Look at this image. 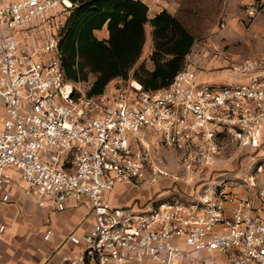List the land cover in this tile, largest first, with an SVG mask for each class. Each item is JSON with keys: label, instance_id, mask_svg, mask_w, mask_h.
I'll return each instance as SVG.
<instances>
[{"label": "built area", "instance_id": "1", "mask_svg": "<svg viewBox=\"0 0 264 264\" xmlns=\"http://www.w3.org/2000/svg\"><path fill=\"white\" fill-rule=\"evenodd\" d=\"M59 7L65 16L72 4L0 0L1 200L10 202L9 188L18 186L40 207L64 211L71 199L87 207L95 222L83 239L84 264H177L200 252L224 255L228 264H264V188L258 205L232 191L257 189L264 173V68L216 84L186 65L158 91L130 78L99 97H77L61 69ZM262 14L264 0L247 4L248 24ZM159 147L174 150L186 183L202 192L189 201L114 206L118 186L167 177ZM237 156L248 159L244 168L219 166Z\"/></svg>", "mask_w": 264, "mask_h": 264}, {"label": "trees", "instance_id": "2", "mask_svg": "<svg viewBox=\"0 0 264 264\" xmlns=\"http://www.w3.org/2000/svg\"><path fill=\"white\" fill-rule=\"evenodd\" d=\"M69 15L60 31L59 55L64 79L87 83V98L104 94L115 79H135L147 91L167 88L186 67L196 37L181 18L167 10L149 19V6L142 0H68ZM153 27L151 61L135 68L146 42V25ZM107 27L109 37L96 32ZM80 97V94H77Z\"/></svg>", "mask_w": 264, "mask_h": 264}, {"label": "crops", "instance_id": "3", "mask_svg": "<svg viewBox=\"0 0 264 264\" xmlns=\"http://www.w3.org/2000/svg\"><path fill=\"white\" fill-rule=\"evenodd\" d=\"M142 1L149 6V19H154L164 10L174 16L180 13L181 4L175 3V0H164L155 4H151L148 0ZM68 15L69 13L61 18L60 24L65 23ZM145 29L146 42L135 68L146 64L147 69L153 71L155 69L154 63L151 61L155 49L153 27L151 24H147ZM43 35L44 32H41L37 38ZM96 35L101 40L108 39L107 27L97 31ZM0 116H6L5 107L1 103ZM229 166L231 167V165ZM257 179V189L247 188L240 184L235 186L232 191L241 197L255 199L256 205H258L256 194L259 189L264 188V173L258 174ZM176 180L178 179L162 177L157 184L146 183L145 187L120 185L110 195V199L112 204L117 207L142 206L155 197L178 199L175 194L179 190L173 187L175 182H179ZM179 185L185 186L187 190V196L179 199L182 201H189L202 192L184 181ZM164 187H169V190L162 191ZM9 190L12 195L10 202L5 203L0 198V264H84L80 260L85 246L83 239L93 228L95 222L94 216L87 207L77 204L72 199L68 201V208L64 211L57 210L52 203L40 207L34 199L24 193L22 188L10 187ZM214 192L213 189H208L207 194L213 196ZM165 195L169 197H165ZM231 208L232 205L228 204L227 217L231 216ZM72 236L81 239V243L74 244L71 241ZM184 249H186L185 246ZM195 256L194 260L183 258L177 264H228L226 257L218 253L200 252Z\"/></svg>", "mask_w": 264, "mask_h": 264}, {"label": "rangeland", "instance_id": "4", "mask_svg": "<svg viewBox=\"0 0 264 264\" xmlns=\"http://www.w3.org/2000/svg\"><path fill=\"white\" fill-rule=\"evenodd\" d=\"M148 1L155 4L164 0ZM253 1H174L181 4L178 15L186 22L196 37L187 65L195 69L203 81L216 84L228 83L237 79H245L249 73L264 68V14L260 15L254 24H248L245 18L246 6ZM55 14L60 23L65 14L63 8L59 7ZM118 80L122 79H115L108 86L115 84ZM131 80L135 79L131 78ZM75 87L78 94L86 95L91 86L87 83H79L75 84ZM156 154L159 156L157 157L159 159L158 164L168 174L167 177L177 178L176 181H179L173 184L174 189L179 190L175 194L176 197L182 199L187 196L186 187L179 184L182 181L186 182L190 175L179 161L174 150L159 147ZM235 158L233 160L226 159L219 166L222 167V170L231 172L235 168L246 166L247 158ZM237 160L240 165L237 164ZM236 171L238 170L236 169ZM165 190H169V187L162 189V191ZM165 197L169 196L165 195Z\"/></svg>", "mask_w": 264, "mask_h": 264}]
</instances>
